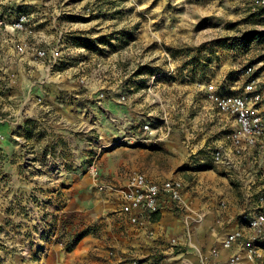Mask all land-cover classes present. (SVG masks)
Returning <instances> with one entry per match:
<instances>
[{
	"label": "rangeland",
	"instance_id": "obj_1",
	"mask_svg": "<svg viewBox=\"0 0 264 264\" xmlns=\"http://www.w3.org/2000/svg\"><path fill=\"white\" fill-rule=\"evenodd\" d=\"M248 79L264 106V0H0V264H112L130 253V229L146 222L132 221L117 189L134 172L183 180L173 211L189 226L207 222L197 206L209 195L190 186L203 174L211 194L212 179L230 184L237 230L262 239L240 217L264 210V154L234 150L209 93H240ZM232 232L200 254L169 243L181 264L260 262L264 240L249 260L242 244L224 246Z\"/></svg>",
	"mask_w": 264,
	"mask_h": 264
},
{
	"label": "built area",
	"instance_id": "obj_2",
	"mask_svg": "<svg viewBox=\"0 0 264 264\" xmlns=\"http://www.w3.org/2000/svg\"><path fill=\"white\" fill-rule=\"evenodd\" d=\"M247 75L252 73V68L245 71ZM209 93L214 107L227 116L230 120L231 128L228 136L233 148L238 153H263L264 154V106L263 97L256 89L254 79H248L242 92L237 94H217L213 86H209ZM216 163L223 165L230 164L228 155L222 150L214 148L211 152ZM94 185L103 190L108 185L100 179L98 169L95 165L89 167ZM264 175V172H263ZM123 186L117 190L121 197L127 202L129 208L133 210L132 221L150 220L152 215L158 214L164 209L181 202L184 191V182L181 179L154 180L141 172L129 173L123 178ZM110 187H112L110 185ZM240 220L247 224L254 231L261 233L264 231V210L245 212ZM256 239L247 240V237L239 230L229 233L224 246L231 247L238 243L245 247L247 259L253 260L258 256V249L255 247ZM239 257L230 259V264H237ZM131 264H155L132 260Z\"/></svg>",
	"mask_w": 264,
	"mask_h": 264
},
{
	"label": "crops",
	"instance_id": "obj_3",
	"mask_svg": "<svg viewBox=\"0 0 264 264\" xmlns=\"http://www.w3.org/2000/svg\"><path fill=\"white\" fill-rule=\"evenodd\" d=\"M224 117L228 119L226 116ZM229 122L230 120L228 119V123ZM261 157L262 156L257 157L256 163H260V161L263 160ZM246 165L244 170L246 172H249V170H252V167H254L249 158L246 160ZM204 175L205 174L199 177V184H201H194V186L190 184V189L193 193L198 195L202 192H207L209 194L207 198L201 200V197H199L197 199L201 200L197 209L204 210L202 214L204 212L208 214V219H206L207 222H205V224L204 222L197 224V221H193L189 226V223H184V219L175 217L173 209L176 206L173 208L168 207L160 213L152 215L150 220L145 221L146 224L144 226L130 229L132 231L130 235L131 238L129 239L131 248L124 249L130 250V253L128 252L126 255L119 256L112 264H131L134 259L148 262V260H144L143 257L152 251L154 254L159 252L166 253L168 261H172L171 264H181L179 260L177 261V257H179L180 253H175L174 251L176 246L174 249L171 248L169 243L171 239L183 245L186 249L185 252L188 254H200L204 252L203 247L206 248L208 242L212 243L213 240L219 238L223 233L226 234L239 229L241 226L239 225L236 214L241 211L242 206L239 204L237 196L231 193L232 191L230 192V190H228V188L230 189L232 187L230 184H222L220 185L221 187L216 186L214 183L219 181H214L212 179L213 186L211 187L216 192H212L211 194V192L209 193L207 191V187L204 183ZM151 179L160 180L155 178ZM207 193H204V195ZM219 194L223 195V197L220 198L225 202V206L221 207L217 205V199L219 198L217 196ZM248 210L251 209L248 208ZM208 224L211 226V230ZM186 230L189 232L187 233ZM228 251L233 252V250ZM240 254H242V252H240ZM127 257L130 258V262H125ZM256 260H260V262H248L244 259L239 264H264V251L261 252V257Z\"/></svg>",
	"mask_w": 264,
	"mask_h": 264
},
{
	"label": "bare ground",
	"instance_id": "obj_4",
	"mask_svg": "<svg viewBox=\"0 0 264 264\" xmlns=\"http://www.w3.org/2000/svg\"><path fill=\"white\" fill-rule=\"evenodd\" d=\"M101 137L103 138V135Z\"/></svg>",
	"mask_w": 264,
	"mask_h": 264
},
{
	"label": "trees",
	"instance_id": "obj_5",
	"mask_svg": "<svg viewBox=\"0 0 264 264\" xmlns=\"http://www.w3.org/2000/svg\"><path fill=\"white\" fill-rule=\"evenodd\" d=\"M251 35V34H250Z\"/></svg>",
	"mask_w": 264,
	"mask_h": 264
}]
</instances>
